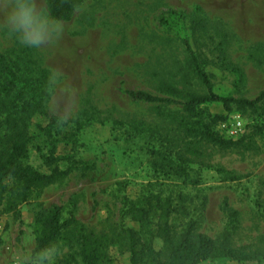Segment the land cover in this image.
Here are the masks:
<instances>
[{
  "label": "rangeland",
  "instance_id": "rangeland-1",
  "mask_svg": "<svg viewBox=\"0 0 264 264\" xmlns=\"http://www.w3.org/2000/svg\"><path fill=\"white\" fill-rule=\"evenodd\" d=\"M63 23L62 38L49 49L26 48L0 32V55L22 57L48 80L53 69L63 76L48 103L61 118L59 133L45 135L37 125L47 121L34 117L26 160L50 181L26 202L17 198L18 182H5L0 264H13L18 251L34 253L36 215L52 206L62 208V221L76 220L56 244L57 264H85L84 251L98 264H130L126 230L160 251L161 224L181 232L191 221L217 247L255 258L202 264H264V102L187 112L127 96L142 91L183 104L206 95L188 43L215 94L258 98L264 0H78ZM132 204L151 205L146 225L128 216Z\"/></svg>",
  "mask_w": 264,
  "mask_h": 264
},
{
  "label": "trees",
  "instance_id": "trees-1",
  "mask_svg": "<svg viewBox=\"0 0 264 264\" xmlns=\"http://www.w3.org/2000/svg\"><path fill=\"white\" fill-rule=\"evenodd\" d=\"M77 2L78 0H45L50 13L62 21L71 16ZM186 46L195 73L206 87L207 94L192 97L182 104L142 91H128L127 96L133 103L180 104L187 112H194L205 105L220 104L229 112L232 106L240 109H255L264 102V91L255 100H234L215 94L209 76L200 68L188 43ZM45 76H48L46 70L29 68L22 57H16L14 62L11 57L0 55V199L5 190V182L9 179L18 182L17 198L22 202L28 200L31 191L38 184L50 181L51 177L38 173L26 163L28 146L34 137L32 133L34 117L39 116L47 121L46 126L37 125V129L49 137H53V132L58 134L62 125L61 118L49 110L48 103L54 92ZM203 135L213 138L210 132ZM54 173L60 174L58 168ZM129 209L128 216L141 226L149 222L152 211L150 204L140 207L132 204L129 205ZM170 216L171 214L167 213V217ZM35 220L39 231L34 252L56 245L62 239L64 231L76 222L74 218L62 221L60 206H52L40 211ZM195 231L196 223L192 221L181 232L165 222L160 225L158 231L159 237L164 242V248L155 251L137 231L126 230L124 243L130 253V264H202L217 258H230L241 262L255 259L254 255L241 249L219 248L213 238L196 234ZM83 260L85 264H98L97 255L93 252L84 251Z\"/></svg>",
  "mask_w": 264,
  "mask_h": 264
},
{
  "label": "clouds",
  "instance_id": "clouds-1",
  "mask_svg": "<svg viewBox=\"0 0 264 264\" xmlns=\"http://www.w3.org/2000/svg\"><path fill=\"white\" fill-rule=\"evenodd\" d=\"M64 23L54 17L44 0H0V32L20 45L33 50L53 48L64 34ZM63 82L62 73L51 70L49 86ZM60 248L53 244L36 252L18 251L13 264H57Z\"/></svg>",
  "mask_w": 264,
  "mask_h": 264
}]
</instances>
